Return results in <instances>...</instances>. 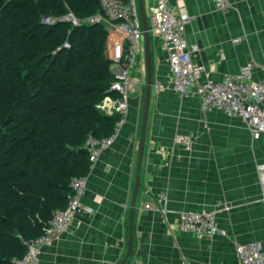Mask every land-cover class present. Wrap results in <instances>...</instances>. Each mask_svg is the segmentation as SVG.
Segmentation results:
<instances>
[{"label":"crops","instance_id":"1","mask_svg":"<svg viewBox=\"0 0 264 264\" xmlns=\"http://www.w3.org/2000/svg\"><path fill=\"white\" fill-rule=\"evenodd\" d=\"M228 1L226 12L216 0H170V7L189 16L186 36L198 48L192 60L205 67L201 83L222 82L251 62L254 81L264 82V0ZM153 3L143 0L149 29ZM150 39L153 89L133 219L146 91L144 39L130 72L144 85L129 94L128 112L108 144L96 147L99 155L85 178L81 202L93 213L75 215L65 232L43 245L39 264H121L131 225L130 259L138 264H239L238 245L264 240L258 172L264 134L256 140L241 118L204 110L197 88L186 96L170 89L168 53L152 32ZM118 41L108 42L112 60ZM184 213H213L225 235L199 238L183 232Z\"/></svg>","mask_w":264,"mask_h":264},{"label":"trees","instance_id":"2","mask_svg":"<svg viewBox=\"0 0 264 264\" xmlns=\"http://www.w3.org/2000/svg\"><path fill=\"white\" fill-rule=\"evenodd\" d=\"M101 1L0 0V264H18L45 235L72 180L91 170L81 150L121 122L100 108L120 97L110 33L88 21ZM70 14L79 24L63 20Z\"/></svg>","mask_w":264,"mask_h":264},{"label":"built area","instance_id":"3","mask_svg":"<svg viewBox=\"0 0 264 264\" xmlns=\"http://www.w3.org/2000/svg\"><path fill=\"white\" fill-rule=\"evenodd\" d=\"M101 7L103 13L88 21L103 23L110 34L116 31L120 32L122 37L114 45L113 65L111 66L116 77L112 90L118 92L120 97L118 99L106 98L100 108L108 107L110 112L118 113L122 120L129 109V94L144 85L139 78L130 73L142 53L141 14L138 0H102ZM216 7L226 12L230 4L228 0H216ZM150 17V32L160 40L163 49L168 53L170 65L168 87L181 96H186L191 90L197 88L204 110L216 108L230 116L241 118L250 129L253 138L260 139L264 134V82L254 81L255 64L252 62L246 64L239 74L226 76L222 82L201 83L205 67L194 64L192 60V53L198 48L190 46L186 36L189 16L175 14L170 7V0H154ZM63 20L73 22L75 25L79 24L72 14ZM44 22L50 23L51 20L46 18ZM239 41V38L233 40L234 43ZM155 88L160 90L163 86L158 83ZM111 138L101 141L88 140L87 146L91 153L92 164L100 152V149L96 147L105 146ZM184 139L186 140V138L180 140ZM258 172L264 204V163L258 165ZM71 186L74 194L70 197L67 207L54 215L44 236L28 242V253L18 264H39L40 248L43 245H46L54 236L65 232L75 215L93 213L92 209L81 202L86 189V179L74 178ZM150 207V204L146 206V208ZM179 227L183 232L195 234L199 238L226 233L217 226L213 213L181 214ZM236 254L239 264H264V240L238 245Z\"/></svg>","mask_w":264,"mask_h":264},{"label":"water","instance_id":"4","mask_svg":"<svg viewBox=\"0 0 264 264\" xmlns=\"http://www.w3.org/2000/svg\"><path fill=\"white\" fill-rule=\"evenodd\" d=\"M138 4H139L140 12H141V19H142V25H143L144 58H145V66H146V82H145L146 91H145L144 116H143V122H142L140 151H139V158H138L137 178H136V182H135L133 199H132L131 219H133V212H134V208L136 206L137 197L139 194V190L142 187L141 170H142V164H143V158H144L145 141H146V135H147L148 115H149V108H150L152 89H153L151 40H150L149 23H148V19L146 16L143 0H138ZM81 152L88 153L89 149L85 148V149L81 150ZM132 253H133V233H132V225H131L130 226V237H129V242H128L127 253H126L124 260L121 262V264H127L129 259L132 256Z\"/></svg>","mask_w":264,"mask_h":264},{"label":"rangeland","instance_id":"5","mask_svg":"<svg viewBox=\"0 0 264 264\" xmlns=\"http://www.w3.org/2000/svg\"><path fill=\"white\" fill-rule=\"evenodd\" d=\"M122 37V34L120 32H112L110 35H109V39H108V42L109 44H113L115 41L117 40H120ZM142 43V42H141ZM144 83V82H143ZM143 87V86H142Z\"/></svg>","mask_w":264,"mask_h":264}]
</instances>
